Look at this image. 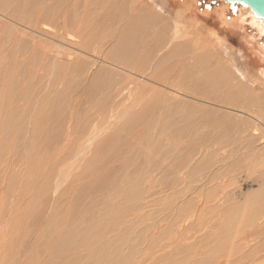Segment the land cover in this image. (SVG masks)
I'll use <instances>...</instances> for the list:
<instances>
[{"label": "rangeland", "instance_id": "rangeland-1", "mask_svg": "<svg viewBox=\"0 0 264 264\" xmlns=\"http://www.w3.org/2000/svg\"><path fill=\"white\" fill-rule=\"evenodd\" d=\"M140 14L186 38L161 70L139 62L165 84L123 115L127 95L108 91L127 74L94 59L118 64L114 49L152 35ZM250 22L212 0H0V264H264V36Z\"/></svg>", "mask_w": 264, "mask_h": 264}, {"label": "bare ground", "instance_id": "bare-ground-1", "mask_svg": "<svg viewBox=\"0 0 264 264\" xmlns=\"http://www.w3.org/2000/svg\"><path fill=\"white\" fill-rule=\"evenodd\" d=\"M212 1H216V2H222V3H225V4H227V5H229V6H231L228 2H225V1H223V0H212ZM136 4V3H135ZM239 6V11H240V14L241 15H243V16H246V17H248L250 20H251V24L253 25V27H255L256 29H258V31L260 32V34L262 35V36H264V21L263 20H261V19H258V18H255L253 15H252V13H251V11H250V9L248 8V7H246V6H240V5H238ZM135 7V6H134ZM237 7V6H236ZM133 8V7H132ZM137 8H139L138 6H137ZM136 8V9H137ZM140 10H143L142 8L140 9ZM156 12V11H155ZM160 17H161V15L158 13V12H156ZM133 15V14H132ZM242 17V16H241ZM144 18V19H143ZM154 20H153V19ZM163 18V17H162ZM138 19L140 20V22L142 23V22H145L146 21V24L148 25V27H145V25L143 24V26L146 28V29H149V31L151 32V34L152 35H149V36H147V37H145V39L144 40H142V42L139 44L138 43V40H137V37H136V35L135 36H133V37H131V39H130V42L128 43V45L130 46H128V47H123V49L122 48H120L121 47V45L117 48V49H114V51H113V53H114V55H117L118 57H119V55H120V57H119V59H120V61L119 62H121V65H122V68L120 67V65H118L119 64V62H118V64H116L117 63V61H116V63L114 62V60L112 59H110V58H108V59H105L103 56H101V57H99L98 59H94L95 60V62L97 61L98 63H100V64H107L108 66H114L115 68H119V69H122L123 71H125V73L127 74V75H125V80H122L121 78H119L118 80H119V82L117 81V80H114V84L116 85L115 87H114V89L112 90V91H108V93L109 92H113L114 93V97L115 98H117V97H120V96H122L123 95V97H124V94H125V96L127 97V98H125V101H127V103L124 105L125 107L124 108H122V110L121 111H125L124 112V114L123 115H126V113H127V111H129V108L130 107H134L135 105H138L139 104V102H141L140 100H145L146 98V100L148 101V97L153 93V89H154V87L155 86H157V85H164L165 84V82H163L162 80H159L160 78H157V76L158 75H163L164 76V74L162 73H160L159 74V72H161V71H155V73L157 72L158 73V75H155L154 73H153V71L152 72H150V73H153L155 76H149V75H147V74H149V73H147V74H145V75H143V72H146V70H147V68H150V66H154L153 68H159L161 65H160V63H163L164 61L163 60H166V58H167V61H168V59H169V61H171V59L169 58L170 57V55H165V54H167L171 49H173V47H174V45H177V46H180L179 44H178V42H180L183 38H186V35H183V33H180V28H179V26H177V25H175L174 26V29L173 30H171V29H169L168 28V26L167 25H169L170 24V22H168L169 24H167V23H165V25L163 26V29H157V26L160 24V22L162 21H160L159 20V17H156V16H148L147 17V15H141L140 14V16L138 17ZM164 20H165V18H164ZM165 22V21H164ZM171 27V26H170ZM173 28V27H172ZM144 30V29H143ZM142 31V30H141ZM66 34H69V33H66ZM72 34V33H71ZM147 34V33H146ZM70 37H72V35L70 36ZM74 37V36H73ZM69 38V37H68ZM71 39V38H70ZM73 39V38H72ZM64 41H65V39H63ZM67 40V39H66ZM74 40V39H73ZM77 40V39H76ZM141 40V39H140ZM78 41V40H77ZM66 42V41H65ZM70 43H71V41H69ZM76 42V41H75ZM79 42V41H78ZM197 42V41H196ZM67 43V42H66ZM65 44V43H64ZM112 46V45H111ZM115 46V45H114ZM123 46V45H122ZM141 48V52L143 53H141V55L139 56V58H138V60H136V55H134V53L136 52V51H138V48ZM194 48L192 49V51H184V53L182 52V53H176L177 55H179L178 56V58H177V62H178V60H180L179 61V63H178V65L180 64V66L178 67V69H180V70H182V69H185V67L187 66V65H190L191 66V64H192V62H191V64H189L188 63V61H195V59H198V57L200 56H198L197 58H196V56L201 52H199V49H197V48H204V45H201L200 44V46H199V44H195L194 46H193ZM114 48H116V46L114 47ZM108 49V48H107ZM168 51V52H167ZM109 52V51H108ZM65 53L66 54H68L66 51H65ZM71 53V52H70ZM73 53V52H72ZM112 53V54H113ZM175 53V52H174ZM58 54V53H57ZM57 54H56V56H57ZM103 54H105V53H103ZM148 54V55H147ZM176 54H173L174 56H173V58L175 57L176 58ZM191 54V56H188V55H190ZM71 54H69V57H68V59L69 60H73L74 59V57H73V55H71ZM58 56H61L60 54H58ZM65 56V55H64ZM134 56H136V57H134ZM148 56H150L149 58H148ZM202 56H203V54H202ZM77 57V56H76ZM113 58L115 57V56H112ZM147 57V59H145ZM179 57H181V59L179 58ZM204 57V56H203ZM65 58H67V57H65ZM64 58V59H65ZM134 58H135V60H136V64L133 62V60H134ZM151 58V60H150V66H148L147 68L145 67V66H143V65H141V64H139V62L140 61H143L142 63L144 64V62L145 61H147L148 59H150ZM116 59H117V57H116ZM66 60V59H65ZM176 60V59H175ZM137 61H138V63H137ZM152 61V62H151ZM173 61V60H172ZM197 61V60H196ZM67 62H70V61H67ZM126 62H129V64H126ZM166 64H168V66H169V64L171 65H173V63L174 62H171V63H169V62H165ZM164 63V64H165ZM135 64V65H134ZM199 64V63H198ZM158 65H160V66H158ZM177 65V64H176ZM119 66V67H118ZM165 67L167 66V65H164ZM189 66V67H190ZM174 67V66H173ZM152 68V69H153ZM162 68V67H161ZM160 69V68H159ZM166 69V68H165ZM163 70L164 72L166 71V70ZM151 70V69H150ZM155 70V69H154ZM161 70V69H160ZM169 70V69H168ZM149 71V70H148ZM162 71V72H163ZM170 71V70H169ZM172 71H173V69H172ZM177 72V70H175V72L172 74V76L173 75H175V76H177V74H175ZM178 73H179V70H178ZM152 74V75H153ZM166 74H168L167 72L165 73V75ZM193 75V74H192ZM195 75V74H194ZM163 76H161V78L163 77ZM135 77V79L137 78L138 80L135 82L132 78H134ZM158 77H160V76H158ZM165 77V76H164ZM171 77V74H169V75H167L166 76V78H170ZM171 80H172V78H171ZM106 81V80H105ZM108 81H110V80H108ZM164 81H165V79H164ZM167 81H168V79H167ZM103 82H104V80H103ZM111 82L112 81H110V84H111ZM113 83V82H112ZM105 84H106V82H105ZM154 85V86H153ZM162 85V86H163ZM111 86H112V84H111ZM151 86V87H150ZM169 86V85H168ZM165 88H166V86H165ZM179 92V91H178ZM5 93V92H4ZM246 94V93H245ZM154 95V94H153ZM109 96H110V94H109ZM189 96H192V95H189ZM255 96V95H254ZM112 97V96H111ZM114 97H113V99L112 100H114V102H115V99H114ZM151 97V96H150ZM154 97V96H153ZM156 97V96H155ZM244 97V96H243ZM242 97V98H243ZM193 98V97H192ZM257 98V97H256ZM255 98V99H256ZM122 99V98H121ZM245 99H246V97H245ZM248 99V98H247ZM253 99V98H252ZM195 100V99H194ZM243 100V99H242ZM257 100V99H256ZM256 100H253V101H256ZM55 101V100H54ZM119 101V103H120V100H118ZM244 101H248V100H244ZM59 102V101H58ZM128 102L130 103V105H128L127 106V104H128ZM125 103V102H124ZM252 102L250 101V104H251ZM254 103V102H253ZM1 104V103H0ZM121 104V103H120ZM255 104V103H254ZM60 106H61V104H60ZM63 106V105H62ZM101 106V105H100ZM115 105H113V106H111V108L112 109H115ZM137 107H139V106H137ZM236 107V106H235ZM235 107H233V108H235ZM255 107V106H254ZM74 108V107H73ZM76 108V107H75ZM110 108V107H109ZM232 108V107H231ZM237 108H239V107H236V109ZM242 108V107H241ZM241 108H239L238 110H233V109H230V107L228 108V109H230L229 110V112H232L233 111V115H234V113H240V115L241 114H245L246 115V117L247 116H250L252 119H256L255 118V116L256 115H251L252 113H250V112H248L246 109H245V112L244 111H242V109ZM247 108H249V107H247ZM250 108H252V107H250ZM227 109V108H226ZM244 109V108H243ZM256 110H257V108H256ZM228 111V110H227ZM107 113V112H106ZM232 114V113H231ZM120 115V114H119ZM122 115V116H123ZM50 116V115H49ZM121 116V115H120ZM235 116V115H234ZM51 117V116H50ZM53 117V116H52ZM96 117V116H95ZM121 118V117H120ZM139 119L140 118H134V120L132 121V123L134 124V123H136L137 121H139ZM239 119V118H238ZM240 120V119H239ZM238 120V121H239ZM249 121V120H248ZM257 121H259V118L257 119ZM245 122V121H244ZM252 122V121H251ZM261 122V121H260ZM238 123V122H237ZM256 124H257V122H255ZM132 124V125H133ZM245 125V124H244ZM243 126V125H242ZM248 126V125H247ZM132 128V127H131ZM95 131V130H94ZM245 131V130H244ZM249 131V130H248ZM88 132V131H87ZM250 133V132H249ZM243 139V138H242ZM92 140V139H91ZM261 227V226H260ZM249 233V232H248ZM72 234V233H71ZM245 234H247V232L245 233ZM68 235V234H67ZM249 235V237H250V234H248ZM73 236V235H72ZM251 236H253L252 234H251ZM240 237V236H239ZM243 237V236H242ZM241 237V238H242ZM248 237V238H249ZM245 238V237H244ZM244 238H242V240H241V242L243 241V239ZM252 237H250V239H251ZM72 239V238H71ZM249 239V240H250ZM247 241H248V239H247ZM246 241V242H247ZM252 241H253V239H252ZM251 241V242H252ZM239 243H240V241H239ZM247 244H250L249 242H247ZM242 246V245H241ZM244 255V254H243ZM240 259H242V258H240ZM243 260V259H242Z\"/></svg>", "mask_w": 264, "mask_h": 264}, {"label": "water", "instance_id": "water-1", "mask_svg": "<svg viewBox=\"0 0 264 264\" xmlns=\"http://www.w3.org/2000/svg\"><path fill=\"white\" fill-rule=\"evenodd\" d=\"M230 5L246 6L255 18L264 21V0H223Z\"/></svg>", "mask_w": 264, "mask_h": 264}]
</instances>
